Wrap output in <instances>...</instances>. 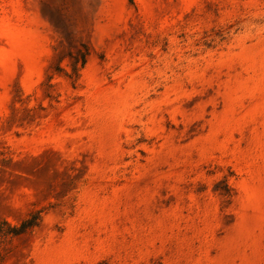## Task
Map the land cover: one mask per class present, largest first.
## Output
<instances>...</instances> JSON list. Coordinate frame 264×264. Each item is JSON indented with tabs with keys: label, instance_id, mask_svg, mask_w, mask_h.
<instances>
[{
	"label": "rangeland",
	"instance_id": "obj_1",
	"mask_svg": "<svg viewBox=\"0 0 264 264\" xmlns=\"http://www.w3.org/2000/svg\"><path fill=\"white\" fill-rule=\"evenodd\" d=\"M32 212L0 264H264V0H0V221Z\"/></svg>",
	"mask_w": 264,
	"mask_h": 264
},
{
	"label": "trees",
	"instance_id": "obj_2",
	"mask_svg": "<svg viewBox=\"0 0 264 264\" xmlns=\"http://www.w3.org/2000/svg\"><path fill=\"white\" fill-rule=\"evenodd\" d=\"M87 61V53L82 52L72 63L73 72L78 74L79 64L83 66ZM42 221L41 212H32L26 218L22 219L18 224H13L7 219L0 221V241L4 237H19L33 231L40 225Z\"/></svg>",
	"mask_w": 264,
	"mask_h": 264
}]
</instances>
